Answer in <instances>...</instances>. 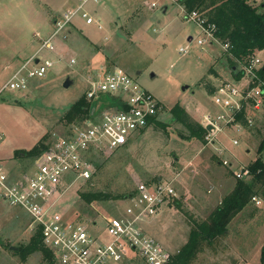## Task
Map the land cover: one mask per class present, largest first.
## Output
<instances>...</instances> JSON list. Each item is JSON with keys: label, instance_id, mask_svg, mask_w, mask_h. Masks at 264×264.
<instances>
[{"label": "rangeland", "instance_id": "374dc122", "mask_svg": "<svg viewBox=\"0 0 264 264\" xmlns=\"http://www.w3.org/2000/svg\"><path fill=\"white\" fill-rule=\"evenodd\" d=\"M249 2L259 6L264 0ZM76 5L77 0H0V88L42 41L54 34L62 13ZM84 10L94 22L86 24L77 16L56 34L52 40L55 53L43 51V57L56 62L42 79L31 81L25 92L0 93V163L15 180L28 172L54 138L85 126V119L65 125L63 116L88 91L90 71L100 66L123 70L160 104L161 124L115 151H93L90 188L128 195L138 183L171 186L175 196L169 208H164L147 229L175 254L187 241L194 222L205 220L230 194L236 180H249L247 176L237 178L235 173L241 167L247 169L257 158L264 138V109L248 106L251 126L242 128L240 134L227 127L216 137L211 133L215 139L211 136L206 141L204 137L205 142L192 137L171 109L179 104L194 122L203 125V116L216 110L206 84L214 88L225 79L240 87L243 82L231 75L221 45L207 38L197 23L186 20L175 0H99L86 4ZM201 37H206V42L198 46L196 41ZM186 45L188 52L179 53ZM257 55L264 64V51ZM70 59L75 63L67 64ZM210 69L215 76L209 74ZM66 78L71 85L64 88ZM110 100L101 95L90 103L87 118L104 112L114 104ZM43 138L45 148L37 156L15 154L28 151ZM232 140L238 144L233 145ZM87 185L73 183L59 211L66 213V220L77 218L94 232L103 233L106 219L118 215L126 203L115 199L86 205L79 193L88 190ZM263 193L261 185L255 195L261 204L250 200L228 224L226 235L209 246L202 245L190 264H259L264 243ZM30 223L25 211L0 201V264H46L41 252L29 255L24 262L14 254L34 233ZM133 254L116 264H143L138 252Z\"/></svg>", "mask_w": 264, "mask_h": 264}, {"label": "built area", "instance_id": "2783aa9c", "mask_svg": "<svg viewBox=\"0 0 264 264\" xmlns=\"http://www.w3.org/2000/svg\"><path fill=\"white\" fill-rule=\"evenodd\" d=\"M98 2L77 0L74 9L64 11L55 23L54 34L42 41L35 54L12 72L0 93L25 92L31 81L42 79L56 62L43 57V51L55 53L52 40L77 16L86 24H92L94 20L84 6ZM183 15L186 20L197 23L207 38L221 45L223 52L228 49L227 43L222 45L214 37V26H206L205 20L196 12L186 14L183 10ZM97 28L102 29L99 25ZM206 37L197 39L196 44L201 46ZM178 52L186 54L188 46L180 47ZM56 59L58 62L60 58L57 56ZM74 63L70 59L67 64ZM263 68L264 64L255 52L237 64L238 80L243 81L240 87L225 79L214 87L211 100L215 113L203 116L202 127L211 126V130L206 131V141L211 136L215 139L227 127L240 134L242 128L251 126V119L246 115L248 106L258 109L264 105V80L259 74ZM90 75L87 77L89 89L85 93L86 100L92 103L101 95H108L114 104L107 106L101 114L85 119V126L81 129L54 138L47 149L33 160L28 172L22 173L17 180L12 179L10 172L0 163V201L9 208H18L28 214L30 230L40 229L42 244L53 254L54 264H116L135 251L143 264H167L172 254L147 229L164 208H169L175 196L167 183L136 184L122 201L126 203L125 207L118 215L106 219L103 233L94 232L77 218L66 220V213L59 211L62 199L73 183L92 180L94 166L90 156L93 151L107 153L128 145L154 126L161 111L154 96L141 89L123 70L100 66L90 71ZM243 104L246 105L243 110L246 126L235 120ZM211 133L217 134L214 137ZM232 144L237 145V140H232ZM247 173V169L241 167L235 176L244 178ZM251 201L261 204L256 196Z\"/></svg>", "mask_w": 264, "mask_h": 264}, {"label": "trees", "instance_id": "16d2710c", "mask_svg": "<svg viewBox=\"0 0 264 264\" xmlns=\"http://www.w3.org/2000/svg\"><path fill=\"white\" fill-rule=\"evenodd\" d=\"M186 14L196 12L200 18L205 20V24L213 25L214 37L222 44H228V49L223 52V57L229 68L245 60L249 55L255 52L264 51V3L254 6L248 0H175ZM210 75L215 76V71L209 70ZM260 76L264 80V68L260 70ZM236 74L234 78L238 79ZM209 95L214 88L206 84ZM236 113L235 120L246 126L244 118V107ZM264 109V105H263ZM90 112V102L85 98V94L76 100L70 109L63 116L65 125L86 119ZM171 112L176 120L183 125L192 137L205 142L206 130L200 123L194 122L188 113L176 104ZM161 124L154 121V128ZM44 140H40L28 151H16L19 157L32 158L37 156L44 148ZM264 152V138L258 145L257 158L247 167L248 181L238 179L235 182L233 190L229 195L223 198L220 205L213 210L210 215L202 221L194 222L188 233L185 244L172 254L167 264H190L199 252L202 245H211L213 241L224 237L227 232V226L231 220L240 213L256 195L261 185H264V162L262 153ZM98 167H95L97 170ZM88 190L80 192L79 196L86 205L96 202H106L109 200H123L127 195L101 192L90 188V182H87ZM264 197V193H263ZM179 207V203H175ZM41 252L42 260L46 264H54L53 254L42 244L40 229H36L25 245H19L14 254L19 256L21 261L35 253ZM259 264H264V243L259 254Z\"/></svg>", "mask_w": 264, "mask_h": 264}, {"label": "water", "instance_id": "95a60500", "mask_svg": "<svg viewBox=\"0 0 264 264\" xmlns=\"http://www.w3.org/2000/svg\"><path fill=\"white\" fill-rule=\"evenodd\" d=\"M230 72L235 76L236 74H237V65H234V66H232L231 68H230ZM151 77H153V75H151ZM71 85V81L68 79V78H66L65 80H64V82H63V87L64 88H67V87H69ZM187 87H183V90L184 89H186ZM205 130L206 131H210L211 130V126L210 125H207L206 127H205Z\"/></svg>", "mask_w": 264, "mask_h": 264}, {"label": "crops", "instance_id": "0c3cea01", "mask_svg": "<svg viewBox=\"0 0 264 264\" xmlns=\"http://www.w3.org/2000/svg\"><path fill=\"white\" fill-rule=\"evenodd\" d=\"M165 10H166V7H165ZM165 10H164V11H165ZM75 27H76V26H75ZM88 40H89V39H88ZM90 42H91V41H90ZM36 51H37V50H36ZM36 51H35V52H36ZM35 52H34V54H35ZM34 54H32L31 56H33ZM31 56H30V57H31ZM230 73H231V72H230ZM231 75L234 77V75H233L232 73H231ZM230 170H231V169H230ZM158 218H160V217H158ZM155 221H156V220H155ZM155 221H154V222H155Z\"/></svg>", "mask_w": 264, "mask_h": 264}]
</instances>
